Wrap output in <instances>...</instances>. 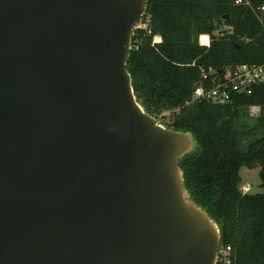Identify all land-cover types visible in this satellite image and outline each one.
<instances>
[{"label":"water","instance_id":"95a60500","mask_svg":"<svg viewBox=\"0 0 264 264\" xmlns=\"http://www.w3.org/2000/svg\"><path fill=\"white\" fill-rule=\"evenodd\" d=\"M151 0H0V264H217L194 152L127 69Z\"/></svg>","mask_w":264,"mask_h":264},{"label":"trees","instance_id":"16d2710c","mask_svg":"<svg viewBox=\"0 0 264 264\" xmlns=\"http://www.w3.org/2000/svg\"><path fill=\"white\" fill-rule=\"evenodd\" d=\"M151 0L135 31L127 69L145 111L175 131L191 132L199 147L180 159L192 199L218 223L230 264H264V136L235 120L251 106L264 113V86L228 105L194 100L202 71L264 61V0ZM223 26L226 29H223ZM209 35V47L200 37ZM160 37V43L154 38ZM169 112V117H163ZM264 125V117L260 119ZM248 143L246 145L245 143ZM243 167L259 168L263 191L241 190ZM217 264H226L219 261Z\"/></svg>","mask_w":264,"mask_h":264},{"label":"built area","instance_id":"2783aa9c","mask_svg":"<svg viewBox=\"0 0 264 264\" xmlns=\"http://www.w3.org/2000/svg\"><path fill=\"white\" fill-rule=\"evenodd\" d=\"M237 5H250L247 0H235ZM264 12V7L260 9ZM144 27L143 23L139 26ZM202 37H207L208 43L202 44ZM160 37L154 38V43H160ZM200 43L203 46L209 47L211 44L210 36L204 35L200 37ZM264 86V61L262 63L241 64L234 67L218 70L210 68L202 71L201 80L195 85L194 100L207 101L215 106L228 105L232 103L236 97L242 95H251L256 87ZM261 107L251 106L249 112L253 116L261 113ZM169 112H165L163 117H166ZM230 247H220L217 263L230 264Z\"/></svg>","mask_w":264,"mask_h":264},{"label":"rangeland","instance_id":"374dc122","mask_svg":"<svg viewBox=\"0 0 264 264\" xmlns=\"http://www.w3.org/2000/svg\"><path fill=\"white\" fill-rule=\"evenodd\" d=\"M224 28L226 29L225 26H223V29ZM169 116L170 114H168L166 117ZM262 117H264V113L262 111L257 116L251 115V113L248 111L243 117L236 119L235 124L239 129L252 131L254 134L251 138L252 141L258 137L264 136V125L259 124ZM248 143L249 142L245 144L248 145ZM240 176L242 178L241 185L250 186L251 194H257L263 191L261 187L262 179L259 168L243 167L240 171Z\"/></svg>","mask_w":264,"mask_h":264},{"label":"crops","instance_id":"0c3cea01","mask_svg":"<svg viewBox=\"0 0 264 264\" xmlns=\"http://www.w3.org/2000/svg\"><path fill=\"white\" fill-rule=\"evenodd\" d=\"M241 190L244 192V193H250V186H245V185H241Z\"/></svg>","mask_w":264,"mask_h":264},{"label":"clouds","instance_id":"9594fccd","mask_svg":"<svg viewBox=\"0 0 264 264\" xmlns=\"http://www.w3.org/2000/svg\"><path fill=\"white\" fill-rule=\"evenodd\" d=\"M238 2H239V0H237V3ZM201 40H202V44H207L208 43L207 37H202Z\"/></svg>","mask_w":264,"mask_h":264},{"label":"bare ground","instance_id":"6f19581e","mask_svg":"<svg viewBox=\"0 0 264 264\" xmlns=\"http://www.w3.org/2000/svg\"><path fill=\"white\" fill-rule=\"evenodd\" d=\"M208 40V39H207Z\"/></svg>","mask_w":264,"mask_h":264}]
</instances>
